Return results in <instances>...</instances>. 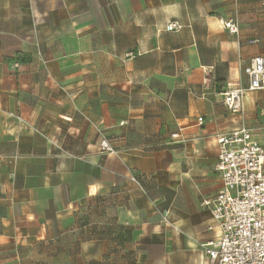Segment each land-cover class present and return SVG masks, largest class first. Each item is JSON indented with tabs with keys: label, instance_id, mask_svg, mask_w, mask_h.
I'll return each instance as SVG.
<instances>
[{
	"label": "crops",
	"instance_id": "obj_1",
	"mask_svg": "<svg viewBox=\"0 0 264 264\" xmlns=\"http://www.w3.org/2000/svg\"><path fill=\"white\" fill-rule=\"evenodd\" d=\"M254 57L264 0H0V264H209L217 137L264 144V91L223 103Z\"/></svg>",
	"mask_w": 264,
	"mask_h": 264
},
{
	"label": "built area",
	"instance_id": "obj_2",
	"mask_svg": "<svg viewBox=\"0 0 264 264\" xmlns=\"http://www.w3.org/2000/svg\"><path fill=\"white\" fill-rule=\"evenodd\" d=\"M222 25L232 35L240 31L233 21H223ZM181 27L173 23L166 30L175 32ZM257 42L253 39L248 43ZM245 73L246 88L227 89L223 93V103L234 114L243 111L246 94L264 91V57H254ZM198 123L203 125V118ZM216 143L219 155L215 171L222 186L200 206L210 209L219 238L201 244V249L209 264H264V144L245 126L218 136ZM99 149L106 154L118 153L106 137Z\"/></svg>",
	"mask_w": 264,
	"mask_h": 264
}]
</instances>
